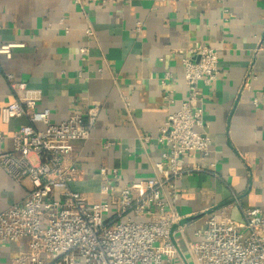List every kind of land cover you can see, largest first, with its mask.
I'll return each instance as SVG.
<instances>
[{
	"label": "crops",
	"instance_id": "0c3cea01",
	"mask_svg": "<svg viewBox=\"0 0 264 264\" xmlns=\"http://www.w3.org/2000/svg\"><path fill=\"white\" fill-rule=\"evenodd\" d=\"M84 7L73 0H0V45L18 44L9 58L0 54V110L14 100L8 73L37 95L52 123L99 104L90 138L75 142L69 157L78 168L71 188L92 202L101 166L119 168L123 183L158 176L155 137L187 94L176 50L215 48L218 77L201 88L209 154L186 159L209 170L184 174L175 191L179 219L172 239L189 260L195 231L213 208L230 205L235 220L244 207L264 210V0H121ZM82 47L88 48L84 60ZM165 72L174 76L176 103L170 105L159 83ZM27 122L0 117V152L12 149L9 134ZM144 135L151 140L144 143ZM106 140L114 146L106 148ZM26 194L0 168V213ZM26 249L25 240L1 244L0 264H12Z\"/></svg>",
	"mask_w": 264,
	"mask_h": 264
},
{
	"label": "built area",
	"instance_id": "2783aa9c",
	"mask_svg": "<svg viewBox=\"0 0 264 264\" xmlns=\"http://www.w3.org/2000/svg\"><path fill=\"white\" fill-rule=\"evenodd\" d=\"M73 1L85 10L89 2L121 0ZM85 33L93 36L90 27ZM17 45H0V54L9 58ZM87 51V47L79 49L82 60ZM176 51L187 94L166 116L155 137L161 148L160 159L154 163L158 176L123 183L119 168L101 166L91 205L70 186L78 168L69 157L75 142L90 138L99 104L73 111L55 124L50 110L38 107L37 95L27 92L25 82L6 74L14 100L2 106L1 120H28L9 134L12 149L0 152V168L27 189L23 200L0 213V245L22 240L27 245L12 264H190L172 239V225L179 219L174 210L175 191L184 174L209 170L186 159L209 154L211 139L201 88L218 77V53L207 44ZM173 80L170 72L159 79L169 105L176 103L170 87ZM253 103L257 105L258 100L254 98ZM151 138L140 137L144 143ZM104 146L110 148L114 141L106 140ZM211 168L215 163H210ZM229 208H213L195 231L197 240L190 245L193 264H264V210L244 207L241 219L235 220L228 215Z\"/></svg>",
	"mask_w": 264,
	"mask_h": 264
},
{
	"label": "rangeland",
	"instance_id": "374dc122",
	"mask_svg": "<svg viewBox=\"0 0 264 264\" xmlns=\"http://www.w3.org/2000/svg\"><path fill=\"white\" fill-rule=\"evenodd\" d=\"M93 202V201H92ZM92 202H90V205H91V203ZM106 218V215H104V219ZM187 258L189 259V260H187L190 264H193V260H192V257H191V255H188L187 256ZM177 263H179V262H177Z\"/></svg>",
	"mask_w": 264,
	"mask_h": 264
}]
</instances>
